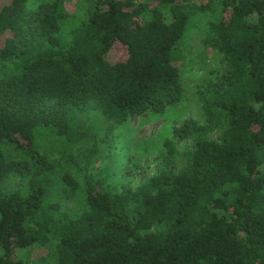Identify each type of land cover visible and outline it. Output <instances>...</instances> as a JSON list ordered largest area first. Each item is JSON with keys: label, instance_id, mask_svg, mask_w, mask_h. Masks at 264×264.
Returning <instances> with one entry per match:
<instances>
[{"label": "trees", "instance_id": "16d2710c", "mask_svg": "<svg viewBox=\"0 0 264 264\" xmlns=\"http://www.w3.org/2000/svg\"><path fill=\"white\" fill-rule=\"evenodd\" d=\"M72 2L0 0V264H264V0ZM193 34L225 69L189 147L137 188L96 177L118 128L182 102Z\"/></svg>", "mask_w": 264, "mask_h": 264}, {"label": "rangeland", "instance_id": "374dc122", "mask_svg": "<svg viewBox=\"0 0 264 264\" xmlns=\"http://www.w3.org/2000/svg\"><path fill=\"white\" fill-rule=\"evenodd\" d=\"M79 1L73 0L70 6ZM187 50L189 61L183 66L182 82L186 92L182 102L164 114H145L118 128L115 149L103 151L91 166V173L96 177L114 186L126 182L137 188L158 173L168 155L167 141H174L181 152L189 147L186 141H178L176 129L190 120L204 123L199 88L215 80L225 65L222 56L202 44L196 34L191 36ZM126 58L125 46L117 44L110 54V61L118 62Z\"/></svg>", "mask_w": 264, "mask_h": 264}]
</instances>
